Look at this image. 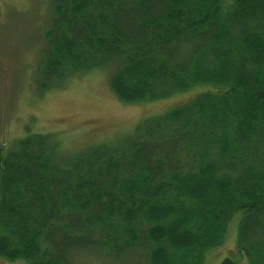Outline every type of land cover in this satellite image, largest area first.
I'll return each instance as SVG.
<instances>
[{
  "label": "trees",
  "instance_id": "16d2710c",
  "mask_svg": "<svg viewBox=\"0 0 264 264\" xmlns=\"http://www.w3.org/2000/svg\"><path fill=\"white\" fill-rule=\"evenodd\" d=\"M52 1L51 73L109 66L123 102L206 89L121 145L71 159L39 134L0 148V257L72 264L87 247L203 264L241 211L237 247L264 264V162L242 167L264 141V0Z\"/></svg>",
  "mask_w": 264,
  "mask_h": 264
},
{
  "label": "rangeland",
  "instance_id": "374dc122",
  "mask_svg": "<svg viewBox=\"0 0 264 264\" xmlns=\"http://www.w3.org/2000/svg\"><path fill=\"white\" fill-rule=\"evenodd\" d=\"M229 2L231 0H225V4ZM52 3V0H0L2 152L12 149L23 137L39 134L50 135L58 151L71 159L90 146L121 145L129 142V136L146 118L159 116L206 89L200 86L167 97L123 102L110 88L109 66L68 71L70 67L64 62L59 67L64 75L51 73V69L46 68L45 48L50 32L48 26L55 20L54 11L50 9ZM83 48L85 46L80 50ZM257 133L253 139L261 137V131ZM249 142L250 145L254 140ZM262 144L259 152L249 149L248 160L245 155L241 156L244 157L242 167L260 168L264 162V141ZM240 218L241 211L231 216L222 242L205 252L203 264H220L224 257H231L236 264H249L237 247ZM71 257L72 264H142V256L137 252L121 251L113 256L107 252L97 254L87 247L71 253ZM0 264L29 262L23 257L13 260L0 257Z\"/></svg>",
  "mask_w": 264,
  "mask_h": 264
}]
</instances>
